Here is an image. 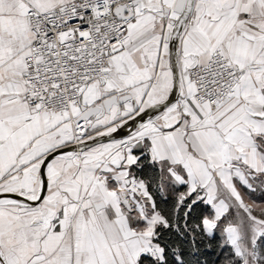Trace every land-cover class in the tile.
<instances>
[{"label": "snow or ice", "instance_id": "1", "mask_svg": "<svg viewBox=\"0 0 264 264\" xmlns=\"http://www.w3.org/2000/svg\"><path fill=\"white\" fill-rule=\"evenodd\" d=\"M0 264H264V0H0Z\"/></svg>", "mask_w": 264, "mask_h": 264}]
</instances>
